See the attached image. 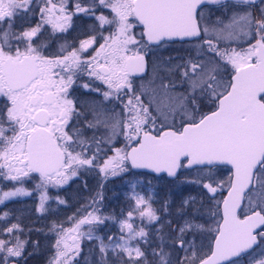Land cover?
Wrapping results in <instances>:
<instances>
[{"label":"snow or ice","instance_id":"6c2138e0","mask_svg":"<svg viewBox=\"0 0 264 264\" xmlns=\"http://www.w3.org/2000/svg\"><path fill=\"white\" fill-rule=\"evenodd\" d=\"M36 3L0 0V179L13 183L0 189V204L31 195L15 184L35 180L42 212L49 188L82 170L107 178L133 169L169 177L196 169L201 175L189 183L206 190L207 203L197 207L190 197L181 204L177 239L185 256L178 264H239L242 254L248 264H264V0L258 8L257 0ZM37 11L35 26L16 30L18 18ZM74 17L93 20L78 46L50 52L48 40L34 39L66 33ZM173 45L183 55L154 59L149 68L150 54ZM75 86L96 95L81 100ZM222 166L227 179L218 178ZM131 200L118 220L120 235L107 243L93 226L115 218L95 214L99 208L69 217L71 227L53 224L49 264H78L83 238L98 242V264H110V254L111 264H150L144 222L160 216L150 196ZM205 212L214 223L200 222ZM19 231L13 223L0 232L12 238L0 239V264H20L26 242ZM189 232L208 236L206 252L185 247ZM157 247L151 264H173L163 242Z\"/></svg>","mask_w":264,"mask_h":264},{"label":"rangeland","instance_id":"374dc122","mask_svg":"<svg viewBox=\"0 0 264 264\" xmlns=\"http://www.w3.org/2000/svg\"><path fill=\"white\" fill-rule=\"evenodd\" d=\"M35 16L39 17L38 11L35 14ZM48 33L50 36V30L48 31ZM66 36H67V38H64V36L60 35V33H57L56 36L53 37V44H51V46H54L53 50L55 52L59 49V46L61 44L67 43L69 45V41H71L70 39L74 38V35L69 34ZM68 37L70 39H68ZM78 41H80V40H78ZM78 44L79 43H77V46H78ZM166 49H168V48L157 50V51H155L154 54L149 55V57H148L149 68H151L152 61L154 59L160 58V56H158V55L162 51H166ZM117 146H122V145H117ZM110 154L111 153H109V155ZM200 175H201V173H200ZM148 180H150V179L149 178H147V179L136 178L133 180V182L135 183L136 188H137L138 183H139V185H142V184L144 185L146 183H149ZM69 181L67 184H69ZM36 182L37 181L34 180V183H36ZM34 183L32 185L28 186L24 182L22 185L21 184H15V186L16 187L22 186L25 189L34 188ZM150 183H151V185L154 186V188L147 186V187H145V189L143 191L145 193L151 195L152 201H155L156 203H158V204H156V206H154V207H156L155 209H157V214L159 215V213H160V215L162 217L168 218L170 215H169V211H168L167 207L165 210V205L168 206V204H171L174 202H176V204L179 205L180 202H178V199L174 200L173 198L180 196L181 193L184 191V188L179 187L178 185H171L170 187H166L167 184L163 185L162 181H157V182L152 181ZM67 184H65L63 187H60V188H64ZM12 188H13L12 182L0 179V189H2L3 191H8V190H11ZM60 188H49V190L53 189L51 192H56L55 190L61 192L62 189H60ZM76 189H77V187H76ZM75 191H76L75 189L72 191H64V194H61L64 196L63 198L66 200V201L64 200L65 201L64 204H59L57 202L56 198L59 197V199H61L60 196H55L53 194H51V195L49 194L48 196L50 197V199L45 203V208H44V211H42V212L38 211V208L40 206V199H38V201L36 200V197H35L33 191H29V192H31V195H29V196H18V197H14V198H11L10 200L5 201L4 204H0V211L2 212L0 214V217H3L4 213H8V215L6 218L0 219V232H2V230L4 228L10 227L11 224L15 223V224H18L20 228L23 227L24 231L28 230V232H31L30 236L34 237V231L36 228L37 229L46 228L48 230V228H47V226H48L47 225V215H52V214L56 217L57 220L67 222L63 218V216L66 215V213H64L65 210H68L66 202H68L70 205H74L76 203V200L74 199V197L70 196V195H73L75 193ZM133 194L134 193H132V195L130 196V199L132 198ZM156 196L159 199H157ZM160 201H162V205L159 204ZM180 206H181V204H180ZM95 208H99V212L102 211L100 204H97L95 206ZM161 211H163V212L161 213ZM172 212L173 211H171V215H172ZM97 215H99V214H97ZM106 217H107V215H106ZM209 218H210V216L205 212L203 220H201L200 222H203L204 220H208ZM159 221H162L161 217H160ZM111 223L114 225L116 222H115V220L107 219L105 221V224H103V225H94L93 226V235L94 236H103L105 238L106 243L108 242L107 241L108 236L111 235L114 237H118L120 235L119 223H117L115 231H113V230L109 231L110 229H108V230L104 229V227H107ZM136 225L141 226V221L139 219H136ZM144 225H146V230L149 233H152L155 235L156 242H160V243L163 242L165 250H170L173 245L177 244V241H176V243L164 242L167 239H164L163 241H159L160 240L159 235H160L162 229H160L159 225L157 224V221L153 222L152 224H148V222L145 221ZM70 226H72V225L70 224ZM168 226H172L170 221H168ZM88 227H89L88 225H84L81 230L87 232ZM44 232L45 231L43 230V232L40 233V236H42L44 234ZM19 233H20V231L16 232L15 234H19ZM3 235L7 236L8 234L2 233V236ZM179 236H180V233H179ZM204 237H205V234H199V236L197 237V240L191 239L192 236L189 239L186 238L188 240L185 242V247H188L189 245L194 244V246L198 250H203L202 246H203V241L205 240ZM51 239H52L51 237H50V239L45 238V244H48V242H50ZM14 242L15 241H13V243ZM69 242L71 243V241H69ZM149 242H152V237H149ZM178 243H179V241H178ZM97 244H98V242L95 240L90 241L87 238H83L81 240V252H80L79 256L77 257L78 264H98L100 256H99L98 248L96 247ZM50 246L53 247L54 244H50ZM25 248H27V246H25ZM52 250H54V252H55L54 247L52 248ZM54 254L55 253H53V254L48 253L47 254V261L49 260V262H50V260L54 256ZM112 259H114V257H112L110 254V257H109L110 263H111ZM49 262H48V264H49Z\"/></svg>","mask_w":264,"mask_h":264},{"label":"trees","instance_id":"16d2710c","mask_svg":"<svg viewBox=\"0 0 264 264\" xmlns=\"http://www.w3.org/2000/svg\"><path fill=\"white\" fill-rule=\"evenodd\" d=\"M34 6L35 7L39 6V0H37L36 5H34ZM38 19H39V17H36L32 13H29L27 15V17L18 18L16 20V30L22 31L25 28L35 26ZM73 19L78 20L77 17H74ZM60 35L64 36V38H67V36H66L67 34H63V33L61 34L60 33ZM34 39L48 40L49 44H50L49 51L55 52L53 50L54 46H51V44H53V37L51 38V36H49L48 31L44 32L41 36L34 38ZM68 39H70V38L68 37ZM70 40L71 41H69V45L77 46V43H79V41L76 40V37L74 39H70ZM82 82H86V77L84 78V81H81L80 83H82ZM76 87H79V86H75V88ZM88 134L91 135L90 132ZM125 174H128V172ZM114 178H116V176ZM122 178L119 179V183H118V181H115L114 179L110 178V176H108L107 178H103L98 173V170H90V171H83L82 170L80 172V174L76 177V179L70 183V187H68V189H67L68 191H72L74 189L76 190L73 195H70V196L74 197V199L76 200V203L74 205H70L68 202H66L68 210H65L64 213H66V215L63 216V218L67 222L57 220L53 214L47 215V225H48L47 228H48V230L46 228H44V229H37L36 228L34 231V237H33V236H30L31 232H28V230L24 231L23 227H21L20 229H22V231H20L19 234H15V235L19 236L21 241H25L26 242L25 246H27V248L24 249L23 257L20 258V264H48L49 260L47 261V254L48 253L49 254L55 253L54 250H52L53 247L50 246V244H55V240L57 239V231L58 230L52 231L53 224H57V225L62 224L64 228L71 227L70 226L71 222L69 221V217H75L76 219H80L83 216H85L88 211H92V208H94L97 204L101 205L102 211L95 213V214H99L101 217H106V215H107V217H113V214L115 215V217L120 216L121 213H123L124 209H125V207L122 206V203L119 202V199L122 197V190L124 187ZM26 181H28V180H26ZM81 182H82V184H81ZM36 183H34V188H27V189L30 191H33V193L36 197V200L38 201L40 193L38 190H36V187H35ZM115 184H117V185L115 186ZM76 187H77V189H76ZM79 188H80V191H79ZM52 190L53 189L48 190V195L53 194L55 196H60L61 199L65 200L63 198L64 196L61 195V194H64L65 190H62L61 192H59L57 190H55L56 192H51ZM83 190L86 193H88V195L85 197L82 196ZM101 197H102V199H101ZM93 200L98 201V203L93 204ZM109 203H111L112 205L113 204L115 205L114 210L107 211ZM166 207L168 209V206L165 205V209H166ZM1 213L2 212L0 211V214ZM157 224L159 225L158 221H157ZM105 228L106 227H104V229ZM165 229H166V227L164 226L163 230L165 231ZM43 230L45 232L42 236H40V233L43 232ZM50 237L52 238L51 241L48 242V244H45V238L50 239ZM0 239H11V237L8 235L2 236V234H0ZM146 254L149 255V252L146 251ZM0 255H2V254H0ZM12 259H16V258H12ZM148 260L150 262L149 258H148ZM150 264H151V262H150Z\"/></svg>","mask_w":264,"mask_h":264},{"label":"flooded vegetation","instance_id":"af4514ba","mask_svg":"<svg viewBox=\"0 0 264 264\" xmlns=\"http://www.w3.org/2000/svg\"><path fill=\"white\" fill-rule=\"evenodd\" d=\"M260 3L259 0L257 1V4L255 7H260ZM77 25L75 29V31L73 30H68L66 33L63 34H67L69 32H75V36H80L82 34V32L79 30L81 22L78 21H74L73 25ZM183 55L182 51L179 50V46L178 45H173L171 47H169L168 49H166V51H162L158 56H160V58H167V57H179ZM148 59V57H147ZM149 62V61H148ZM137 83H139V80L137 81ZM96 94L95 93H90V92H86L83 90H80L79 92H77V96L81 99V100H86V99H91L92 97H94ZM84 98V99H83ZM206 110V109H205ZM230 175L228 168L225 166H222L219 177L220 179H227V177ZM200 176V172H198L196 169L194 170H186V169H180L179 172V176L175 181H172L174 183H172L173 185H178L179 187H183L184 191L181 193L180 196L173 198L174 200L178 199V202H180V204H182V202L186 199H189L190 197H194L197 201L196 206L199 207V202L201 200H203L205 203H207V199L204 196V190L203 188L197 184V183H189V181H193L196 180L198 177ZM123 177H127V175H123ZM157 189V188H156ZM197 194V195H196ZM222 195H226V192L221 193L217 198L219 199ZM157 197V196H156ZM157 199H159L157 197ZM132 203V201H131ZM158 204V203H157ZM160 205H162V201H160L159 203ZM177 205L176 202L172 203V207L171 210L172 215H173V220H172V215L169 212V217L166 219H171L173 221L172 223V229H170L167 225V231L169 234V238L168 240L171 242L177 241V244H175V249H174V255H173V261L175 262V264H178V262L180 260H182L185 256V252L179 247V243H178V237H179V231H178V226L183 225V220L181 219V206ZM153 205V204H152ZM154 206V205H153ZM169 211V210H168ZM163 211H161L162 213ZM218 219V217L216 218ZM164 220V219H163ZM207 221H209V223H214L213 218H209ZM192 236L191 239L197 240V237L199 236V234H193L191 232L186 233L184 236V240L185 242ZM188 238V239H186ZM205 240L203 241V250L204 252H206L208 250V246L210 243V240L208 238L207 235H205ZM176 243V242H175ZM160 245V244H159ZM158 249V247H157ZM239 259V264H248V258L245 255H241Z\"/></svg>","mask_w":264,"mask_h":264},{"label":"water","instance_id":"95a60500","mask_svg":"<svg viewBox=\"0 0 264 264\" xmlns=\"http://www.w3.org/2000/svg\"><path fill=\"white\" fill-rule=\"evenodd\" d=\"M188 170H190V169H188ZM131 171L134 172V173H147V174H150V175H153V176H156V177H160V176L164 175V176L167 177V179H171V180L176 178V177H169L167 175V173H164V172H162V173H154V172H152L151 170H148V169H133Z\"/></svg>","mask_w":264,"mask_h":264}]
</instances>
